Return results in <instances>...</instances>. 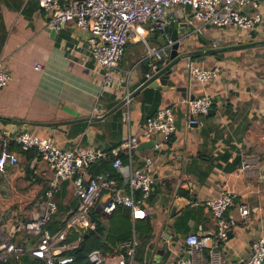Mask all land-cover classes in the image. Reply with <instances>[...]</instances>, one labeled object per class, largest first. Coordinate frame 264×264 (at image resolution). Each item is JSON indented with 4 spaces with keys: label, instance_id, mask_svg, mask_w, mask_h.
Masks as SVG:
<instances>
[{
    "label": "crops",
    "instance_id": "crops-1",
    "mask_svg": "<svg viewBox=\"0 0 264 264\" xmlns=\"http://www.w3.org/2000/svg\"><path fill=\"white\" fill-rule=\"evenodd\" d=\"M257 3L258 9L246 12L262 14L259 32L232 27H204L195 32L197 23L190 16L189 8L176 12L178 23L183 26L180 32L187 37L180 51L196 53L190 58L194 63L202 69L215 71V75L204 83L191 80L183 66L176 78L178 87L187 88V97H213L215 105L203 118L202 129L187 127L185 108L181 105L184 98L180 92L145 88L132 99L130 130L140 137L134 152V166L143 168L145 159H151L155 178L150 196L141 204L148 214L146 220L134 223L130 210L122 207L131 221L130 239L135 235L140 244L134 264H145L150 242L148 230L156 232L161 227L174 196L188 202L184 216L177 221L179 227L186 232L195 228L201 237L212 239L217 234V220L208 210L207 202L225 192L237 194L235 206L230 211L237 224L225 248L231 262L247 258L253 242L264 237V174L261 173L264 166V46L219 51L264 41V0H257ZM171 16L175 15L168 14V18ZM49 20L50 14L41 10L38 0H0V61L12 77L11 83L0 90V125L3 128L0 130V149L6 142L8 150L17 153L20 161L21 147L13 138L21 133L51 138L64 150L72 148L84 134L82 144L98 148L107 142L121 144L129 136L122 123L123 108L117 120L110 116L99 122L77 121L59 125L103 116L111 110L109 106L113 100L119 103L123 99L112 89L108 95H101L103 70L90 54L86 34L73 23L65 24L52 34ZM151 27L150 23L144 25L147 45L130 40L126 48L131 51L125 49L120 62L121 74L129 73L132 82L138 81L139 74L145 70L147 62L144 60L149 49L158 50L150 34ZM158 41L160 49L168 44L161 38ZM208 51L217 53L205 54ZM97 107L99 112H96ZM163 108H172L175 112V133L167 142L157 138L146 140L141 136L146 120ZM3 120L8 123L3 125ZM56 123L57 127L50 126ZM115 124L121 127L120 131L113 129ZM13 126H16L15 130ZM5 133H9L10 138H6ZM244 163L253 168L242 172ZM31 169H36L40 179L43 172L47 180L52 177L44 161H33ZM30 185L25 174H19L15 179L9 192V205L18 211L20 220L10 233L0 230L14 243L27 247H32L36 238L20 232L18 227L33 216L25 214ZM194 191H197V197L192 200ZM55 200L58 207L70 209L66 219L77 210L79 200L72 181L62 185ZM239 205L250 210L246 224L237 211ZM120 244L108 255H115ZM55 252L63 256L67 251L58 248ZM8 264H21V259L13 257Z\"/></svg>",
    "mask_w": 264,
    "mask_h": 264
},
{
    "label": "built area",
    "instance_id": "built-area-1",
    "mask_svg": "<svg viewBox=\"0 0 264 264\" xmlns=\"http://www.w3.org/2000/svg\"><path fill=\"white\" fill-rule=\"evenodd\" d=\"M41 10L50 14L49 27L59 30L63 24L73 23L84 34L90 54L97 65L103 70L101 95L109 89L121 95L125 102L122 112V123L128 129V139L117 148L108 151L95 146L82 144L83 136L70 149L60 148L51 138H39L30 133L14 136L13 141L24 151H36L49 166L52 177L48 182L46 201L32 218L18 227L26 235L33 236L36 241L32 247L18 245L0 231V261L7 263L13 257L29 255L42 260L45 264H72L73 258L60 256L56 249L68 251L72 248L66 243L71 231L96 230L93 222L94 214L101 219H109L118 208L130 210L132 221H144L148 214L142 208V200L150 196L155 184L152 175L153 161L145 159L143 168L134 166V152L140 143V137L130 130L132 99L129 73L121 74L119 65L130 40L140 41L147 45L145 24H152L151 32L162 29L170 22L178 23L180 9L189 8L190 16L197 23L195 32L204 27L218 29L232 27L242 31L259 32L263 21L262 14L252 15L246 10L258 9L257 0H38ZM168 14H174L168 18ZM173 43L160 50L149 49L144 62L150 69L163 64L168 58V50ZM185 69L189 78L200 82H208L214 75V70L202 69L190 58ZM158 63V64H157ZM36 69H39L37 66ZM12 81L4 62L0 61V90ZM181 105L185 108L186 125L190 129H202L203 118L208 116L215 105L213 97L202 96L191 99L184 98ZM99 112V108H96ZM0 125V130H2ZM176 131V116L172 108L160 109L157 114L146 120L141 136L146 140L163 139L165 142ZM10 138L9 133H5ZM128 156L129 162L124 163L121 154ZM114 158L113 169L119 174L122 183L112 173L93 175L90 168L99 161ZM38 159H35L36 162ZM20 162L15 152L8 150L5 142L0 149V171ZM253 166L244 163L242 172ZM72 181L74 194L79 200L77 210L66 219L65 227L55 234L48 230L52 218L58 213L56 194L62 185ZM107 194L110 198L102 207L101 213L96 212L100 200ZM141 195V198L138 197ZM237 194L222 193L219 197L207 202V208L217 220V234L209 239L197 234L188 236L185 243V253L176 264H264V237L253 242L247 258L231 262L226 246L230 241V233L237 224L236 218L230 214L235 206ZM241 220L246 224L250 210L243 205L237 207ZM139 241L134 235L130 240L119 245L115 255H104L95 250L89 255L88 264H134Z\"/></svg>",
    "mask_w": 264,
    "mask_h": 264
},
{
    "label": "trees",
    "instance_id": "trees-1",
    "mask_svg": "<svg viewBox=\"0 0 264 264\" xmlns=\"http://www.w3.org/2000/svg\"><path fill=\"white\" fill-rule=\"evenodd\" d=\"M160 65L162 64H158V66ZM144 68V71H150L147 63L144 64ZM105 95H108V92ZM117 104L118 101L113 100L109 109H112ZM121 112L122 111L120 110L112 115L111 119L117 120L121 115ZM113 129L115 131H120L121 127L116 125ZM19 153L22 158L18 164L8 167L4 171H0V230H4L6 233H10L12 229L15 228L16 223L20 220L18 211H14L9 205L11 199L9 192L12 191L11 189L14 187L15 179L19 174H25L26 179L31 181L30 189L25 200L28 204L25 214L32 216L34 213L39 212L41 204L46 201V192L48 191L49 180H47L46 173L43 172L40 179L36 175V169H31V164L35 159H38L40 162L43 161L39 154L34 150L24 151L22 149H19ZM121 158L124 160L125 164L129 162V158L126 154L122 153ZM113 161L114 158L112 156L106 160L99 161L90 168V172L93 175L110 172L119 179L120 183H122L119 174L112 167ZM138 197L141 198V195H138ZM58 208V213L52 218V221L48 226V230L52 234L57 233L65 227L63 220L70 211L69 208L62 205ZM92 219L93 222L97 224L96 230H84L81 232L71 231L67 236L66 243L71 244L72 248L64 253L63 256L73 258L74 262L72 264H88L90 253L95 250H100L104 255H108V253H112V249L118 244L129 240L132 236L133 229L130 218L126 216L122 207L118 208L108 222L102 221V219L96 214H94ZM151 233V229H149L148 234L151 235ZM75 243H77V245H74ZM19 258L21 259V264H45L42 260L29 255ZM8 263L9 262L4 263L0 261V264Z\"/></svg>",
    "mask_w": 264,
    "mask_h": 264
},
{
    "label": "water",
    "instance_id": "water-1",
    "mask_svg": "<svg viewBox=\"0 0 264 264\" xmlns=\"http://www.w3.org/2000/svg\"><path fill=\"white\" fill-rule=\"evenodd\" d=\"M64 26V24H63ZM183 26L176 22H170V24L164 26L162 29H157L152 31L150 34L153 36V43L157 44L156 49H160L159 38L162 39L163 43H173L171 49L168 52V58L165 62L156 66L155 69H150L149 72L143 71L139 74L140 79L138 81L132 82L130 78V88L131 99H133L137 94H139L145 88H150L162 92L167 91H177L180 92L183 98H187V88L178 87L176 83V78L180 74L181 63L189 58L196 56V53L192 52H181V46L183 41L187 37H183L180 29ZM55 33V30L52 31V34ZM264 41L252 42L249 44L239 45L232 48H224L219 50L220 52H226L229 50H243L254 47H263ZM217 51H208L205 54H215ZM191 99H194L195 96H191ZM125 102L122 100L111 110L106 112L103 116L94 117V118H85L75 121H66L59 123V125H69L74 122L80 121H91L99 122L103 119L110 117L120 111ZM7 120H3L2 124L6 125ZM51 127H57L58 123L50 124ZM13 130L16 129V126L12 127ZM119 143L107 142L100 144L99 148L106 149L108 151L113 148H117ZM181 170V167L178 168ZM261 173L264 174V166L261 169ZM262 182L264 183V176L262 177ZM194 196L192 200H195L197 197V191H194ZM110 198V194L105 195L99 202L96 208L98 215L102 211L103 205ZM168 214H166L165 220L162 222L161 227L156 231L151 233L149 236L150 242L146 251L145 264H176L182 257L188 258L185 253V239L188 236L197 234L195 228L191 229L189 232H186L181 227H179L177 221L180 217L184 216V210L188 208L187 200L180 201L175 196L172 201L169 203ZM66 222V218L64 220ZM200 236V235H199ZM250 252V250H249Z\"/></svg>",
    "mask_w": 264,
    "mask_h": 264
},
{
    "label": "rangeland",
    "instance_id": "rangeland-1",
    "mask_svg": "<svg viewBox=\"0 0 264 264\" xmlns=\"http://www.w3.org/2000/svg\"><path fill=\"white\" fill-rule=\"evenodd\" d=\"M130 49H131V48L127 47V48H126V51H127V52L129 51V52H130V51H131ZM127 52H126V53H127ZM186 61H187V60H185V61H183V62L181 63V68H183V66H184V67L186 66V63H187Z\"/></svg>",
    "mask_w": 264,
    "mask_h": 264
}]
</instances>
